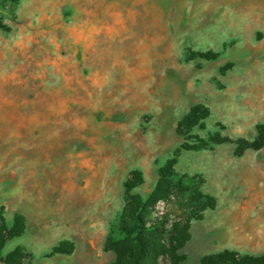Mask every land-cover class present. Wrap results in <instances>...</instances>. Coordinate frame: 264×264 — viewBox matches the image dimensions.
Here are the masks:
<instances>
[{"label":"rangeland","instance_id":"374dc122","mask_svg":"<svg viewBox=\"0 0 264 264\" xmlns=\"http://www.w3.org/2000/svg\"><path fill=\"white\" fill-rule=\"evenodd\" d=\"M262 124L264 0H0V264H115L129 173L146 199L172 158L162 264L264 257Z\"/></svg>","mask_w":264,"mask_h":264},{"label":"trees","instance_id":"16d2710c","mask_svg":"<svg viewBox=\"0 0 264 264\" xmlns=\"http://www.w3.org/2000/svg\"><path fill=\"white\" fill-rule=\"evenodd\" d=\"M209 58V57H204ZM207 117V112L200 108H192L178 123L176 132L185 137ZM255 152L264 149V124L256 128V136L248 145ZM241 152L238 156H241ZM177 158H172L159 170L155 188L146 199L134 191L144 184L141 172L131 171L123 185L125 206L121 217V231L128 238L117 244L113 251L116 254L115 264H162L166 259V246L163 241L165 230L157 228V219L153 218V208L160 203L170 202L173 191L170 179L173 176ZM25 232V219L14 215L9 230L0 231V246L21 237ZM131 238V239H130ZM185 243V236L180 242L170 243L168 253L170 264H175L176 252ZM30 259L27 251L17 246L6 255L2 264H25ZM202 264H264V257H239L225 253L203 260Z\"/></svg>","mask_w":264,"mask_h":264}]
</instances>
